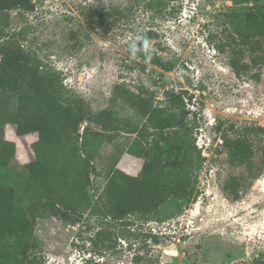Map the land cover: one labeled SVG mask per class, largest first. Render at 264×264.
Masks as SVG:
<instances>
[{"label": "rangeland", "instance_id": "obj_1", "mask_svg": "<svg viewBox=\"0 0 264 264\" xmlns=\"http://www.w3.org/2000/svg\"><path fill=\"white\" fill-rule=\"evenodd\" d=\"M110 3L117 4V0H35V11L26 13L24 19L19 20L14 12L11 16L19 25L31 26L28 37H34L44 62L61 71L63 83L91 111L111 107L119 117L136 120L135 111L112 98L116 84L135 92L147 89L155 104L169 93L182 91L186 108L196 113L188 119L194 125L195 145L205 157L197 173V196L180 214L164 221L130 215L124 224L89 211L73 225L55 216L40 218L34 233L40 240L42 264L264 261V134H248L250 165L232 164L222 142L224 133L234 137L245 127L264 128V59L236 76L229 65L230 51L223 45L228 25L222 24V13L230 1L173 0L169 6L174 8L163 12L157 6L144 9L136 5L127 19L108 29L97 26V17L83 15L90 5L100 8ZM145 28L152 31L150 46L157 63L172 62L170 70L132 53L131 37ZM79 42L82 44L75 48ZM241 59L251 63L248 52ZM0 98L14 108L11 97ZM4 137L15 144L18 166L32 159L35 133L17 136L11 125H5ZM132 137L122 132L101 146L94 160L98 174H91L94 197L101 192L112 164L131 175L141 171L144 159L126 152ZM229 177L238 181L236 197L224 187ZM101 230L109 233V248L97 239Z\"/></svg>", "mask_w": 264, "mask_h": 264}, {"label": "trees", "instance_id": "obj_2", "mask_svg": "<svg viewBox=\"0 0 264 264\" xmlns=\"http://www.w3.org/2000/svg\"><path fill=\"white\" fill-rule=\"evenodd\" d=\"M172 1L117 0V4L100 8L90 5L83 15L97 17V26L108 29L127 19L136 5L144 9L157 6L163 12L174 8L169 6ZM229 1L222 13V24L228 25L223 45L230 51L232 71L240 76L264 59V7L261 0ZM34 11L35 0H0V96L15 101L10 109L0 98V264H42L40 240L34 233L40 218L55 216L73 225L86 211L124 224L130 215L156 221L177 216L197 196V173L205 158L195 145L194 125L188 119L196 113L186 108L182 91L169 93L155 104L147 89L135 92L116 84L112 98L135 111L136 120L119 117L111 107L91 111L85 100L63 83L61 71L44 62L34 37H28L31 26L19 25L11 16L14 12L22 20ZM152 35L151 29L145 28L131 37L132 53L170 70L172 62L157 63L150 46ZM245 52L250 64L242 62ZM83 122L86 124L80 130ZM7 124L17 136L36 134L31 143L33 157L22 166L15 163L14 142L4 137ZM122 132L133 134L126 152L144 159V166L131 175L112 164L101 192L94 197L90 193L91 174H98L94 160L101 146ZM252 132L264 134V128L245 127L234 137L222 135L232 164H251L248 134ZM237 185L236 178L229 177L224 187L236 197ZM106 233L98 231L97 239L109 248Z\"/></svg>", "mask_w": 264, "mask_h": 264}, {"label": "clouds", "instance_id": "obj_3", "mask_svg": "<svg viewBox=\"0 0 264 264\" xmlns=\"http://www.w3.org/2000/svg\"><path fill=\"white\" fill-rule=\"evenodd\" d=\"M137 39H139V37H137ZM144 45H145V48H147V46H148L147 40L144 41Z\"/></svg>", "mask_w": 264, "mask_h": 264}, {"label": "crops", "instance_id": "obj_4", "mask_svg": "<svg viewBox=\"0 0 264 264\" xmlns=\"http://www.w3.org/2000/svg\"><path fill=\"white\" fill-rule=\"evenodd\" d=\"M7 125H10V124H7Z\"/></svg>", "mask_w": 264, "mask_h": 264}]
</instances>
